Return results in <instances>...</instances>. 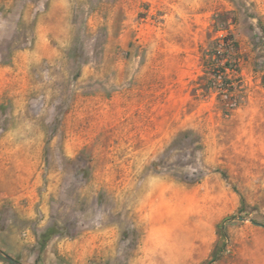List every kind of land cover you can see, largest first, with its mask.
Listing matches in <instances>:
<instances>
[{
    "label": "rangeland",
    "instance_id": "374dc122",
    "mask_svg": "<svg viewBox=\"0 0 264 264\" xmlns=\"http://www.w3.org/2000/svg\"><path fill=\"white\" fill-rule=\"evenodd\" d=\"M0 251L264 264V0H0Z\"/></svg>",
    "mask_w": 264,
    "mask_h": 264
},
{
    "label": "trees",
    "instance_id": "16d2710c",
    "mask_svg": "<svg viewBox=\"0 0 264 264\" xmlns=\"http://www.w3.org/2000/svg\"><path fill=\"white\" fill-rule=\"evenodd\" d=\"M205 63H207L208 65H211V66H217L218 61H217V58L211 56L209 59L205 60ZM219 231H220V234L224 235V227H223V225H221L219 227ZM53 235H54V230L53 229H49L45 233H43L41 235L40 242H41V249L42 250L46 249V247H47L49 241L51 240V238L53 237Z\"/></svg>",
    "mask_w": 264,
    "mask_h": 264
},
{
    "label": "water",
    "instance_id": "95a60500",
    "mask_svg": "<svg viewBox=\"0 0 264 264\" xmlns=\"http://www.w3.org/2000/svg\"><path fill=\"white\" fill-rule=\"evenodd\" d=\"M240 219L243 220V218H240ZM0 257L5 259L10 264H21L18 261H16L15 259H13L12 257L7 256L6 254H4L2 251H0Z\"/></svg>",
    "mask_w": 264,
    "mask_h": 264
}]
</instances>
